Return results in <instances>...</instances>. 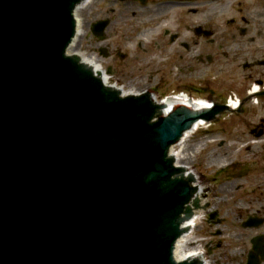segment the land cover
Masks as SVG:
<instances>
[{
	"label": "water",
	"instance_id": "obj_1",
	"mask_svg": "<svg viewBox=\"0 0 264 264\" xmlns=\"http://www.w3.org/2000/svg\"><path fill=\"white\" fill-rule=\"evenodd\" d=\"M78 1L0 0V264H199L173 259L191 187L168 149L223 106L151 121L104 87L66 53Z\"/></svg>",
	"mask_w": 264,
	"mask_h": 264
},
{
	"label": "flooded vegetation",
	"instance_id": "obj_2",
	"mask_svg": "<svg viewBox=\"0 0 264 264\" xmlns=\"http://www.w3.org/2000/svg\"><path fill=\"white\" fill-rule=\"evenodd\" d=\"M125 11L128 42L139 38L146 58L158 54L171 63L157 69L160 83L186 86L195 72L198 86L215 89L226 83L241 98L252 85L259 86L256 104L246 108L241 101L237 109L244 117L232 124L235 146L229 167L204 177L192 165L190 171L202 193L197 203L205 211L196 234L210 253L226 247L219 256L227 262L215 257L212 262L229 264L230 255V262L238 257L236 264H249V258L250 264H264V0H125ZM109 17L110 25L114 17ZM147 75L153 81L152 73ZM216 182L223 188L218 190ZM228 235L233 242L213 241Z\"/></svg>",
	"mask_w": 264,
	"mask_h": 264
},
{
	"label": "rangeland",
	"instance_id": "obj_3",
	"mask_svg": "<svg viewBox=\"0 0 264 264\" xmlns=\"http://www.w3.org/2000/svg\"><path fill=\"white\" fill-rule=\"evenodd\" d=\"M100 12V13H99ZM78 18L80 19V24L82 27V32L79 34L78 38L75 40L73 46L74 49L81 51L84 54H94L98 56L100 65L104 69L111 67L112 74L110 77L120 86L125 89H136V90H145L149 89L154 93L156 97H160L161 94H166L169 91L179 89H184L189 94L209 98L208 100L214 98L218 102H222L225 97L231 93L227 89V84L217 85L215 89L211 86L199 85L197 82V73L189 74L187 80H185L184 85H179L176 82H170L167 85L160 83L159 79L161 78V71L157 73V69L160 67L161 63H169V59L161 61V57L158 54L146 58L143 54L142 48L145 43L139 40V38L134 39L132 42H128V33H127V22H126V11L124 1L113 2L107 0H87V3L78 8L76 11ZM100 15H111L114 17L113 21L110 22V25L105 30L104 34L106 35L105 39L98 42L93 34L90 33V22L94 21L95 18H99ZM138 42L142 43V47L138 48ZM110 44L111 46L107 45ZM101 46L107 47L111 50L109 56H104L98 52V48ZM112 48V49H111ZM147 61H151L152 66L148 67ZM147 72H151L154 78L153 81H150L147 75ZM192 73V72H191ZM153 90V91H152ZM198 93V94H197ZM163 96V95H161ZM239 96V95H238ZM250 103V102H249ZM247 105V108L251 107ZM237 113H230V119L228 113L223 114L225 120L222 117V122L215 121L211 125L201 127L198 131L191 133L190 136H187V140L182 142L180 145L176 146L175 149L178 153L179 161L182 162L185 166L192 165L199 171L201 177L204 176H213L215 171L219 172V169H225L234 160V146L235 142L233 141L234 133L233 130L236 129L233 123L235 120L241 121L244 117V114L237 116ZM234 116V118H232ZM241 118V119H240ZM220 143H222L220 145ZM233 171V170H232ZM230 178V177H229ZM226 180V184H233L229 179ZM219 189H222L223 186L217 185ZM234 190V189H232ZM218 195L221 194L220 191H215ZM203 214L200 219H202ZM201 223V222H199ZM231 231L234 229L230 227ZM192 242L184 245L182 252L189 250L196 251H205L206 246L203 244L199 245L197 241V235L195 231L189 232L187 235ZM232 241V236H226L224 238H214L213 241ZM207 240V238H206ZM194 242V243H193ZM198 242V243H197ZM236 244L237 241H236ZM210 250L205 252L207 258V264H215L210 262L215 257L217 260H220L222 263L227 260L222 259L219 256V252H226V247H220L214 252L210 253ZM231 261L230 255H227ZM238 257H233V261H228L229 264H236Z\"/></svg>",
	"mask_w": 264,
	"mask_h": 264
},
{
	"label": "bare ground",
	"instance_id": "obj_4",
	"mask_svg": "<svg viewBox=\"0 0 264 264\" xmlns=\"http://www.w3.org/2000/svg\"><path fill=\"white\" fill-rule=\"evenodd\" d=\"M83 2V1H82ZM85 4V2H83ZM83 3H79L78 4V8H80V6H84ZM81 4V5H80ZM80 5V6H79ZM76 20H77V31H76V37L75 39L73 40V42L71 43L70 45V48L68 49V52L69 54L74 57L76 60H78V62L83 66V67H87V69L91 70L92 73H95L98 77H99V73H101V77H102V81L104 83V85L107 87V88H110V89H115V90H118L117 92L121 95V96H125V95H135L137 94L138 92H141L139 90H136V89H122L123 87H118L119 85L117 84H114V82L111 81L110 79V76L107 75V73L103 70V68L101 67V63L99 61V58L97 56H95L94 54H84L82 53L81 51L79 50H76L74 49V42L75 40L78 38L79 34H81L82 32V27H81V22H80V19L78 18V15L76 16ZM187 100L186 99H182V100H171V101H168V106L169 105H174L175 103H185L187 104V106L191 107V108H194V109H200V107H203L204 105V102L202 101H196L194 100V102H186ZM159 106L160 107H164V103L165 101L163 100H159ZM167 103V101L165 102ZM163 105V106H162ZM164 112L166 113L168 110H170V107L166 108L164 107ZM205 121L204 120H199L197 121L195 124H193V128L191 130H188L186 131L183 136L180 138V142L178 145H180L182 142L186 141L187 139V136H190L192 132H194L195 130L201 128V125H204ZM173 148V147H172ZM172 148H170L171 152H172V156L173 158L175 157L176 160H177V164L179 165H184L182 162L180 163L179 161V157H178V153L176 151V149L174 148V150H172ZM191 221L192 220H187L184 218L183 220V226H188L190 227V224H191ZM185 240H182V242H184ZM181 242V243H182ZM176 252H175V256L176 258H179V259H182V258H192L194 256H196L197 252H193V251H190V252H181V247H180V244L178 243L177 246H176Z\"/></svg>",
	"mask_w": 264,
	"mask_h": 264
}]
</instances>
